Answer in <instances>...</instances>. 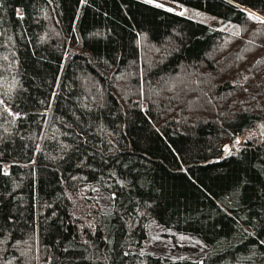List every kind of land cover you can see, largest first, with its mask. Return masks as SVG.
<instances>
[{"label": "trees", "instance_id": "trees-1", "mask_svg": "<svg viewBox=\"0 0 264 264\" xmlns=\"http://www.w3.org/2000/svg\"><path fill=\"white\" fill-rule=\"evenodd\" d=\"M165 1L0 0V264H264V0Z\"/></svg>", "mask_w": 264, "mask_h": 264}, {"label": "rangeland", "instance_id": "rangeland-1", "mask_svg": "<svg viewBox=\"0 0 264 264\" xmlns=\"http://www.w3.org/2000/svg\"><path fill=\"white\" fill-rule=\"evenodd\" d=\"M151 3L161 5L168 9L174 10L176 12H182L183 8L174 5L165 0H146ZM189 16L197 19H201L207 22H212V19H209L208 16L202 12L196 10H190L188 12ZM255 14V12H254ZM257 17L264 18L263 15L255 14ZM225 25V21H218ZM215 25V24H214ZM213 25V26H214ZM261 127L255 130L257 136L260 134ZM95 191V190H94ZM98 195V191H95ZM204 250L203 245L194 237L181 234L166 235L159 230L157 225L154 222H150L148 225V239L145 241V244L141 248L142 252H154L167 257H182L186 255L194 256Z\"/></svg>", "mask_w": 264, "mask_h": 264}]
</instances>
